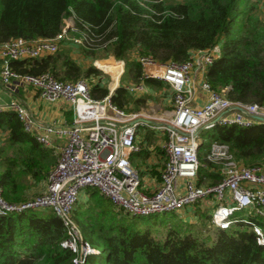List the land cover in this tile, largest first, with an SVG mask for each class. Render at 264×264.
I'll use <instances>...</instances> for the list:
<instances>
[{
    "label": "trees",
    "instance_id": "obj_1",
    "mask_svg": "<svg viewBox=\"0 0 264 264\" xmlns=\"http://www.w3.org/2000/svg\"><path fill=\"white\" fill-rule=\"evenodd\" d=\"M263 11L260 0H0V43L14 37L32 40L56 35L65 18L73 16L74 34H86L83 48L88 52L92 48L96 58L98 51L90 45L104 38L101 57L124 60L125 75L135 79L142 74L136 55L183 61L193 50L220 43V55L206 67L208 81L233 100L264 103ZM10 64L22 73L50 71L63 80L98 70L90 65L84 71L67 49L11 59ZM146 82L162 81L148 77ZM109 91L101 81L91 84L94 97H104ZM127 92L121 81L113 101L124 107ZM1 130L9 131L12 148L0 149L1 194L10 202L27 201L33 183L46 178L58 160L24 130L15 110H0ZM204 136L203 148L220 140L229 143L239 159L251 163L264 159L262 122L216 125ZM4 150L14 153L3 154ZM88 193L86 205L81 204L83 217L77 220L84 237L100 252L89 253L84 264H264V244L257 242L248 227L220 229L209 243L184 231L177 222L161 239L151 229L156 219L149 218L157 215L161 222V212L131 214L115 207L96 187L88 186ZM64 236L63 221L51 207L0 215V264H75L76 253L61 244Z\"/></svg>",
    "mask_w": 264,
    "mask_h": 264
},
{
    "label": "built area",
    "instance_id": "obj_2",
    "mask_svg": "<svg viewBox=\"0 0 264 264\" xmlns=\"http://www.w3.org/2000/svg\"><path fill=\"white\" fill-rule=\"evenodd\" d=\"M73 18V16H71ZM74 23H66L56 35L28 40L14 37L0 43V75L2 83L12 90L20 83L31 84L39 96L48 101L65 99L73 105L74 120L70 124L44 125L48 132L67 137L58 161L51 168L46 190L23 202H10L3 198L0 187V215L21 212L31 208L51 207L62 219L65 236L61 244L75 253V264H84L89 253L100 249L87 240L73 217L80 191L96 187L117 205L136 215L182 210L194 202L208 197L216 204L212 211V224L218 229H231L235 224L245 225L255 232L259 244H264V164H240L229 143L213 140L202 158L201 131L216 125L250 126L264 120V103L233 100L224 91L215 89L205 77L201 87L208 98L194 103L197 84L196 69H204L221 53V44L193 50L183 61H160L149 54L136 55L142 65L138 81L125 87L131 92L146 91L145 80L154 77L166 82L173 90L172 109L167 116H157L167 131L164 149L166 162L160 182L153 192L144 189L141 175L131 161V155L140 148L138 129L146 117L142 110L126 111L112 99L115 88L104 97H94L87 78L63 80L52 72L22 73L10 64L11 59L39 57L54 53L64 41H85L84 36L71 34ZM124 64V60H119ZM123 71V70H122ZM13 109L23 128L40 142L51 144L49 137L35 133L41 128L33 112L22 102L0 105ZM217 172L220 177L209 181L205 171ZM243 210L244 215H237Z\"/></svg>",
    "mask_w": 264,
    "mask_h": 264
},
{
    "label": "crops",
    "instance_id": "obj_3",
    "mask_svg": "<svg viewBox=\"0 0 264 264\" xmlns=\"http://www.w3.org/2000/svg\"><path fill=\"white\" fill-rule=\"evenodd\" d=\"M72 23L73 22L71 21L70 24H72ZM74 32H75V30H71V34L75 35ZM67 41L68 40L63 42L60 49H62L63 45H65L67 43ZM44 55H47V54H44ZM44 55H42V56H44ZM74 58L77 60V62L83 68L84 65H82L76 57H74ZM107 61H109V62L111 61L109 63V66L108 67L103 66L104 63H106ZM96 62L101 68H103V69L105 68L108 72H111V74H112V67L114 65L113 63L114 62L122 63L121 61H116L113 59L110 60L108 58L96 59ZM124 66L126 67V64H124ZM121 67H123V64H121ZM0 69H1V63H0ZM123 71H124V67H123ZM125 71H126V69H125ZM121 74H122V72H121ZM123 75H124V73H123ZM123 75L121 76V78H123ZM205 77H206V71L204 69L203 70L202 69H196L194 71V78H195V82L197 84V96H196V99L194 100V103H196V104H201L208 98V93L205 90H203L201 85H200L201 80L204 79ZM138 80L139 79L132 78V81H138ZM94 81L95 82L101 81L102 85L103 84L108 85V83H106V81H109V80L105 79L102 81L100 79H98V80L96 79ZM118 81L114 80V76H113L112 88L113 87L117 88V86H118L117 83H121ZM120 81H122V79H120ZM109 83H110V81H109ZM116 84H117V86H115ZM157 84H161V85L163 84V86H165V88L167 90H168V88H170L169 85L166 84V82H164V81H162L161 83H157ZM23 85H25V86H23ZM90 85H91V83H90ZM108 87H109V89L111 88L110 86H108ZM170 89L172 92V95L169 98L171 103H168V102H165V103L167 104V106L168 105L171 106L170 109H172L173 90H172V88H170ZM142 92H148V89L146 91H142ZM142 92H133V93H139L140 94ZM139 94H138L137 98L144 97V96H139ZM15 101H20L23 104H25L33 112V114L36 116L38 122L41 124V128H36L34 130V132L35 133L40 132V133L45 134L47 137H49L51 144H45V143L41 142V146L43 147V149L46 153H49L50 155H55L57 160H58L59 152H60L62 146L65 144L67 137L64 135H59V134L54 133V132L46 131L44 129V125L52 124V125L58 126V125L66 124V123L67 124L72 123L74 120L73 105L70 102L66 101L65 99H58L56 101H48V100L43 99L39 96L38 91L29 83H27V84L20 83L17 86V88L12 90L10 87H6L2 83L1 75H0V105H7V104L13 103ZM132 104L133 103H131V105ZM135 105H136V103H134V107H137ZM165 109L166 110L163 113H161L162 116L169 115L170 109L169 108H165ZM150 117H151V115L147 114L146 117H144V118L151 119L152 121L143 119L145 122L141 123L139 126L137 140H138V144H139L140 148L132 153L131 161H132L133 165H135V167L138 169V171L141 175V179H142L145 191L151 193V192H153L155 187L160 182L161 171H162L164 164L166 162L167 154H166V151L164 149V143L167 140L168 136H167L166 129L163 128L162 126H160V125H162V121L159 120L157 118V116L152 117V118H150ZM155 121H158V122H155ZM203 130H205V129H203ZM203 130L201 131V135L203 136L202 141L204 142L207 138L202 133ZM143 132H144V135L142 134ZM31 135H33V134H31ZM2 136L4 138V141L2 143L5 144L4 149H6V150L12 149V148H10V145H9V141H10L9 140L10 139L9 131L8 130H5V131L1 130L0 131V137H2ZM156 136H158L159 138H157ZM208 147H209V145L203 148V145H202V147L200 149V154L203 155L202 152L206 151V149ZM6 152H9V151H6ZM9 153H11V152H9ZM205 172L209 176V179H208L209 181H214L220 177V175L217 172H213L210 170L205 171ZM28 179L31 181H35V178H33L32 176H28ZM44 179L47 180V177ZM44 179H42V180H44ZM82 190L83 191L86 190V192H87V196H88L86 198V201H87L89 198L88 187H85ZM211 216H212V213H211Z\"/></svg>",
    "mask_w": 264,
    "mask_h": 264
},
{
    "label": "rangeland",
    "instance_id": "obj_4",
    "mask_svg": "<svg viewBox=\"0 0 264 264\" xmlns=\"http://www.w3.org/2000/svg\"><path fill=\"white\" fill-rule=\"evenodd\" d=\"M259 1V0H258ZM260 3L263 7L264 10V0H260ZM264 12V11H263ZM71 21L74 23V20L71 16H68L65 18L64 21V26H66V23ZM74 42V43H73ZM95 45H89L91 47H95V51H98L96 53V58L93 57V52H92V48L90 49L91 51L88 52V50L83 48V43H77L75 42L73 39H68L67 43L65 45H63L62 49H68L69 52L71 53V55H73L74 57H76L79 62L84 65L83 66V70L85 71L86 68L88 66L92 65H96L98 70H96L94 73L90 74V75H85L84 77L87 78V80L92 84L94 83V80H105L108 79L110 81H106V83H108V86L112 87V81H113V76H114V80H119L118 82H121L120 79H122V82L124 85L133 83L135 81H132V77L130 76V74H126V67L124 66V64H126L124 62L123 63H117L114 62L113 67H112V74L111 72H108L107 70H104L103 68H101L97 62L96 59H100V58H108V59H113V60H121V59H117L114 55H105L103 57H101L100 54H102V49L104 48V46H101L104 43V38L98 39L95 42ZM111 62V61H110ZM109 61H107L106 63H104L103 66L108 67L109 66ZM121 64H123L124 67V71L123 67H121ZM116 65V66H115ZM122 72V74H121ZM124 73V77L121 78V76ZM194 75V73H193ZM24 84H27L26 82ZM118 85H120V83H117ZM117 84L115 86H117ZM167 84V83H166ZM145 85L146 88L148 89V92H142V93H133L128 91L127 92V96H128V101L125 104L124 108L126 111H138V110H142L144 113L151 115L150 118L155 117V116H160L161 113H163L166 109L165 108H169L171 106H167V104L165 102L171 103L170 101V97L172 95L171 89L168 88V90L165 88V86H163V84H149L145 81ZM25 86V85H23ZM118 87V86H117ZM116 89V88H115ZM150 91V92H149ZM144 96L142 98H137V96ZM137 99V101H136ZM169 100V101H168ZM131 103H133L131 105ZM134 103H136L134 107ZM168 112V111H167ZM149 117V116H148ZM203 134L209 135L211 133V129H205L202 132ZM144 135V132L142 133ZM141 134V135H142ZM5 136V135H4ZM157 138H159L158 136H156ZM201 138L203 139V136L201 135ZM4 141L3 136L0 137V149H2L4 147L5 144H3L2 142ZM67 141V140H66ZM11 150V149H10ZM6 153V150L3 151V154ZM14 152L11 151L10 154H13ZM203 155L202 158L204 157L206 151L202 152ZM234 153V152H233ZM234 158L240 163V164H244V165H251L252 163H258V161L256 162H246L242 159H239L235 153H234ZM259 163L264 164V159H261ZM48 177V176H47ZM46 182L47 180H41L39 182H35L33 183V185L30 187L29 192L32 193L31 194V198L35 197L36 195H40L42 193L45 192V188H46ZM87 192L86 190L80 191V196L79 199L76 203V209L77 213L75 216V213L73 212V217L77 220L80 221V219L83 217V208L81 206L82 205H86L87 201ZM107 199H109L108 197H106ZM110 202H114L111 198L109 199ZM113 205L115 207H120L119 205L113 203ZM117 205V206H116ZM215 203H214V198L213 197H208L205 199H201L200 201L194 202L191 205L186 206V208L182 209V210H174V211H167V212H161L159 215L161 216V222L160 219L157 217V215L149 217L152 220L157 221L151 223V229L153 231V234L156 237H159L161 239H163L168 230L171 229L172 224L173 223H177V222H181L182 223V229L184 231L187 232H191L194 235H196L197 237H199L201 240H207L209 243L212 242L213 240L216 239L217 234L219 229H217L213 224H212V219L210 214L212 213L214 207H215ZM80 206V207H79ZM76 209L75 212H76ZM208 214V215H207ZM245 212L243 210H239L237 211V215L242 216L244 215ZM259 219H261L264 222V217H257ZM163 219V220H162ZM77 220V222H78ZM167 222V223H162V222ZM79 223V222H78ZM80 226V223H79ZM239 227H245V225H240V224H235L234 228H239Z\"/></svg>",
    "mask_w": 264,
    "mask_h": 264
},
{
    "label": "water",
    "instance_id": "obj_5",
    "mask_svg": "<svg viewBox=\"0 0 264 264\" xmlns=\"http://www.w3.org/2000/svg\"><path fill=\"white\" fill-rule=\"evenodd\" d=\"M143 119L152 121L151 119H148V118H143ZM261 119L264 120V117H261ZM155 122H158V121H155Z\"/></svg>",
    "mask_w": 264,
    "mask_h": 264
},
{
    "label": "bare ground",
    "instance_id": "obj_6",
    "mask_svg": "<svg viewBox=\"0 0 264 264\" xmlns=\"http://www.w3.org/2000/svg\"><path fill=\"white\" fill-rule=\"evenodd\" d=\"M231 229H234V228H231Z\"/></svg>",
    "mask_w": 264,
    "mask_h": 264
}]
</instances>
